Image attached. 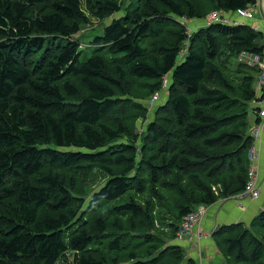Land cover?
<instances>
[{
	"label": "trees",
	"instance_id": "trees-1",
	"mask_svg": "<svg viewBox=\"0 0 264 264\" xmlns=\"http://www.w3.org/2000/svg\"><path fill=\"white\" fill-rule=\"evenodd\" d=\"M256 2L0 0V264L184 260L182 219L245 188L258 69L237 57L264 54L248 23L189 35L185 19ZM84 3L98 17L121 13L86 58ZM169 73V98L139 143L140 100ZM97 171L106 180L85 209ZM213 236L227 263L264 264V209Z\"/></svg>",
	"mask_w": 264,
	"mask_h": 264
},
{
	"label": "crops",
	"instance_id": "crops-1",
	"mask_svg": "<svg viewBox=\"0 0 264 264\" xmlns=\"http://www.w3.org/2000/svg\"><path fill=\"white\" fill-rule=\"evenodd\" d=\"M249 7L254 12V18L248 24L262 32L260 42L264 44V0H257L255 5ZM260 106L264 108V102ZM258 146L260 148L258 181L261 187V196L255 200L244 195L233 196L229 199H221L207 208L205 216L199 225L195 226V230L200 227L206 234L201 240H194L188 247L190 259L194 260V264H222V255L213 236L214 232L223 225L241 221L249 223L264 209V119ZM187 241L189 242V240Z\"/></svg>",
	"mask_w": 264,
	"mask_h": 264
},
{
	"label": "built area",
	"instance_id": "built-area-1",
	"mask_svg": "<svg viewBox=\"0 0 264 264\" xmlns=\"http://www.w3.org/2000/svg\"><path fill=\"white\" fill-rule=\"evenodd\" d=\"M254 18V12L250 7L238 9L236 11H218L213 10L207 18V24L212 23H224V24H240V23H248L251 19ZM186 49L184 50V53ZM238 61L247 66L256 67L258 69L257 74V96L259 100L255 103L254 106L260 107V122L259 124L254 123L252 127V134L255 138L254 144L249 151V159H250V168L248 171V178L245 185L244 190L235 195L234 197H239L244 195L253 200L258 199L261 196V187L258 181V165H259V151L260 148L258 146L261 126L263 124L264 119V108L260 105L264 102V54L252 52L249 50H242L238 57ZM207 206H201L192 213L186 215L181 223L179 230L177 232V240H200L203 236H205V231L200 227L195 230V226H198L201 219L205 216L207 211ZM195 238V239H194Z\"/></svg>",
	"mask_w": 264,
	"mask_h": 264
},
{
	"label": "rangeland",
	"instance_id": "rangeland-1",
	"mask_svg": "<svg viewBox=\"0 0 264 264\" xmlns=\"http://www.w3.org/2000/svg\"><path fill=\"white\" fill-rule=\"evenodd\" d=\"M126 2L128 3V0H126ZM84 8H85L86 19L81 24V30L79 32L78 37L81 39V43H82V45H81V50L83 51L82 55L85 56L84 58H86L87 56H90L92 50L95 48V46L91 44V41H93L94 37L96 35L102 33L105 26L111 22V19L114 17H120L121 13L120 12L114 13V14L110 15L109 17L102 18V17L96 16V14L93 13L94 11L89 10L86 7V3H84ZM210 13H208L206 16L200 17V18L185 19L189 35H192L200 27L205 26L207 24V21H208L207 18H208V15ZM186 44L188 45V43H186ZM222 61L225 62L224 59ZM171 82H172V73H169L168 75L163 77L160 90H158L155 93H153L152 95L150 94L147 97H145L144 99L140 100L144 105H146L147 112H146L145 117L144 116L140 117L137 120V122H135V132L139 135V143L142 142V137L146 134L148 125L151 123V121L155 117L156 108L159 105H162V104L167 102V100L169 98L168 89L170 87ZM256 102L255 101L250 102V106H249V113H250L249 114V122H250V124H253V121H254L255 114L252 111V107L255 105ZM92 177L93 176H90V178H89L90 180L88 181V183H85L83 185L84 192L87 193V194H85V196H87V197L84 196V198H86L85 199L86 205L84 206L85 209H87V207H88V204H89L90 198H91V194L93 193V191L96 188L100 187L104 183V181L106 180L105 176H103V174H100L99 172H98L96 179L93 180ZM222 200H224V199L222 198ZM174 242H176L180 245L181 244L183 245V247L186 249V255H185V258L182 262H177V263L173 262V263H169V264H187L188 260L190 259L188 247L190 246V244L193 241H189V242L187 241L186 242V240H185V241L180 243V242H178V240L176 238L174 240ZM219 250H220L221 255H222V260H223L222 264H229V263H227L225 252L220 248H219Z\"/></svg>",
	"mask_w": 264,
	"mask_h": 264
}]
</instances>
